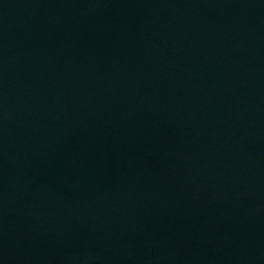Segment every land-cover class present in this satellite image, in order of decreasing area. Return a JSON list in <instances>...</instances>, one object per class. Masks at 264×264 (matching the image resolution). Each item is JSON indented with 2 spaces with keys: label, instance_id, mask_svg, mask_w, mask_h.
I'll list each match as a JSON object with an SVG mask.
<instances>
[{
  "label": "water",
  "instance_id": "water-1",
  "mask_svg": "<svg viewBox=\"0 0 264 264\" xmlns=\"http://www.w3.org/2000/svg\"><path fill=\"white\" fill-rule=\"evenodd\" d=\"M0 264H264V0H0Z\"/></svg>",
  "mask_w": 264,
  "mask_h": 264
}]
</instances>
